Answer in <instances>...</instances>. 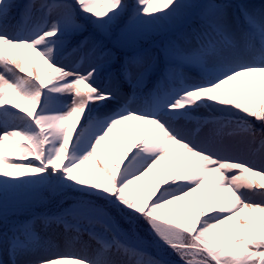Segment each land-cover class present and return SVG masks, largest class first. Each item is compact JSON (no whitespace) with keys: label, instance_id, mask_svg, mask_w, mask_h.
Listing matches in <instances>:
<instances>
[{"label":"snow or ice","instance_id":"obj_1","mask_svg":"<svg viewBox=\"0 0 264 264\" xmlns=\"http://www.w3.org/2000/svg\"><path fill=\"white\" fill-rule=\"evenodd\" d=\"M0 223V264H264V0H0Z\"/></svg>","mask_w":264,"mask_h":264},{"label":"trees","instance_id":"obj_2","mask_svg":"<svg viewBox=\"0 0 264 264\" xmlns=\"http://www.w3.org/2000/svg\"><path fill=\"white\" fill-rule=\"evenodd\" d=\"M198 2H205V0H198ZM218 2H222V3H233V4H237V3H251V4H255L257 6H259L262 3V0H218ZM143 47L145 49L151 50L153 48V45L150 42H145L143 44ZM132 51H128L127 54L128 55H134L135 53H131ZM118 55H124V53H118ZM74 58H68V62L71 64L73 62ZM26 107V105H25ZM115 135V134H114ZM117 139L120 141V143H125L126 141L121 138V137H117ZM106 158L109 159L110 161L114 162V158H120L121 153L119 151V149H117L114 145H106V152H105ZM93 161H89L88 164L84 165V168H89L91 167V165L93 164ZM147 179V178H146ZM202 198V197H201ZM54 208V205H48L47 207L45 206H33L31 208H25L20 210L19 212H17L15 215H11L9 216V220L12 221H24V220H28L32 218V214L33 212L35 213H41V212H45L48 211L50 209ZM196 211L199 212L200 211V207L198 206L196 208ZM3 225L2 223H0V230H2ZM37 231L40 232L41 235H44V231L43 228L40 224H37ZM54 231V227L50 228L48 230V234H51ZM85 239H87V237H85ZM74 247H79V243L77 242Z\"/></svg>","mask_w":264,"mask_h":264},{"label":"rangeland","instance_id":"obj_3","mask_svg":"<svg viewBox=\"0 0 264 264\" xmlns=\"http://www.w3.org/2000/svg\"><path fill=\"white\" fill-rule=\"evenodd\" d=\"M20 51H21V53H22L23 55H25L26 57H33V53L31 52L30 49H21ZM5 106H6V107H10V103H9V104H6ZM22 106L25 107V105H22ZM13 111H18V109H14ZM23 114H24V113H23ZM129 124H130V125H134L135 122H129ZM132 139H133V138H132L131 136L128 137V140H129V141H131ZM256 179H259V178H256ZM201 201H202V198H201Z\"/></svg>","mask_w":264,"mask_h":264}]
</instances>
